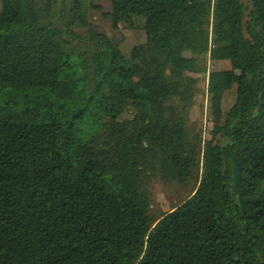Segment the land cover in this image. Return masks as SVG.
Listing matches in <instances>:
<instances>
[{
    "label": "trees",
    "instance_id": "obj_1",
    "mask_svg": "<svg viewBox=\"0 0 264 264\" xmlns=\"http://www.w3.org/2000/svg\"><path fill=\"white\" fill-rule=\"evenodd\" d=\"M103 9L2 0L0 264H264V0ZM92 10L145 41L125 55ZM189 73H209L206 139ZM154 178L197 186L163 213Z\"/></svg>",
    "mask_w": 264,
    "mask_h": 264
},
{
    "label": "rangeland",
    "instance_id": "obj_2",
    "mask_svg": "<svg viewBox=\"0 0 264 264\" xmlns=\"http://www.w3.org/2000/svg\"><path fill=\"white\" fill-rule=\"evenodd\" d=\"M112 0H101L103 5V12L111 10ZM248 2V0H244ZM2 0H0L1 6ZM91 21L94 28L97 31L104 32L108 36L116 40L125 55H130L132 48L139 43H143L146 39L145 32L143 30V23L141 20L135 21L134 27H129L126 24H117L112 20L103 16L102 12L92 10L90 13ZM209 61V68L212 69H225L232 75H237L238 70L234 68L228 61ZM189 78H197L199 80L197 84V94L195 97V105L188 112L189 121L201 130L204 139L209 136V131L212 128V118L210 115L209 104V73L196 74L189 73ZM235 99L234 92H230L224 103L225 109ZM196 182L190 181L187 184H181L177 182L165 183L160 178H154L151 182V191L154 198V210H160L163 213H169L174 207L182 204L189 196H191L196 188Z\"/></svg>",
    "mask_w": 264,
    "mask_h": 264
}]
</instances>
